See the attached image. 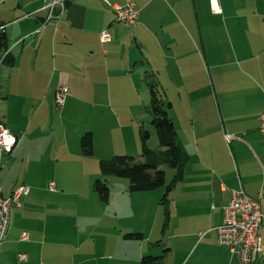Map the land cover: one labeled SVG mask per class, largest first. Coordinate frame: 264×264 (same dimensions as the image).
<instances>
[{
    "label": "crops",
    "instance_id": "obj_1",
    "mask_svg": "<svg viewBox=\"0 0 264 264\" xmlns=\"http://www.w3.org/2000/svg\"><path fill=\"white\" fill-rule=\"evenodd\" d=\"M50 1L0 0V31L7 38V50H0V71L2 78L7 76L9 90L12 87L21 95L20 86L26 83L28 93L35 96L37 92L35 97L43 103L47 97L54 100L56 89L65 85L68 98L84 96L93 107L100 104L114 110L112 104L120 103L122 90L143 84L148 89L146 74L151 73L162 92L165 89L163 100L170 103L168 113L174 109V119L170 115L173 125L178 119L188 132L190 145L184 146L174 125L176 142L186 159L181 178L168 197L172 194L173 211L178 212L174 218L198 228V235L191 234L190 240L182 233L172 236L174 247L186 248L189 243L191 255L178 261L169 236L154 243L149 239L150 246L148 240L142 242L130 255L132 260L142 264L145 256L161 257L157 264H163L168 255H173L172 264H188L199 251L205 256L200 264H243L218 244L214 228L221 224L223 208L232 200L233 192L242 190L249 197L260 196L264 208V136L259 131V117L264 111V16L249 12L245 19L252 21V30L241 33L229 31L227 22L241 19L239 13L249 3L245 0H66L64 10L60 12L56 6L49 18L46 2ZM127 1L137 12L135 25L130 27L120 23L111 8L124 6ZM219 11L225 30L212 33L211 22L203 20V25L199 24L198 16L212 20V12ZM102 32L109 34L108 41L100 40ZM7 58L12 59L11 65L6 63ZM134 127L137 125H131L133 131ZM85 131L92 135L93 155L83 156L81 146H77L74 158L84 165L94 159L88 170L91 176L103 180L99 162L115 155L131 153L135 155L128 156L142 161L139 139L133 138L129 146H97L98 131L92 127ZM229 135L233 138L227 141L225 136ZM125 181L120 182V186L124 183L121 190L132 196ZM53 186L49 191H56ZM10 231L9 225L0 257L9 248L16 249L18 243L32 242L28 234L27 240L21 239L24 232L18 240L8 241ZM126 234L123 238L127 240L143 239L141 233V239L125 238ZM125 245L129 248L131 244ZM164 246L159 252L157 247ZM19 255H25L26 260L19 262ZM13 262L36 264L22 252L16 253Z\"/></svg>",
    "mask_w": 264,
    "mask_h": 264
},
{
    "label": "rangeland",
    "instance_id": "obj_2",
    "mask_svg": "<svg viewBox=\"0 0 264 264\" xmlns=\"http://www.w3.org/2000/svg\"><path fill=\"white\" fill-rule=\"evenodd\" d=\"M245 2L249 3L243 5L239 13L241 19L227 22L229 31H251L252 21L245 19L249 12L264 16L262 0L255 1L254 10L252 0ZM211 15L212 20L208 16H198L199 24L202 26L203 20L211 22L209 30L212 33L225 30V26H221L224 21L221 12H212ZM193 18L196 22L194 15ZM2 75L0 71V121L16 136L17 142L12 152L2 158L0 188L5 197L10 196L12 188L21 185L29 188L20 206L12 209L8 241L18 240L20 233L24 232L32 237V242L18 243L13 250L9 248L5 256L0 257V264H11L18 252L26 253L36 264H135L130 255L146 240L150 246L149 239L154 243L161 237L166 239L170 236V246L174 247L173 235L182 233L187 240L193 233L198 235L194 224L183 220L178 222L174 218L178 212L173 211L172 194L167 197L169 214L166 220L164 208L160 205L163 188L131 196L127 190H121L124 183L120 186V182L127 179L108 176L103 180L107 179L110 202L99 200L93 191L97 177L88 172L94 159H88L90 163L84 165L74 158L77 154L75 148L80 146V138L87 127L98 131L97 146H129L133 138L139 139L138 131L142 130L148 133V148L158 150L149 113V91L145 84L122 90L120 103L112 104L114 110L102 108L100 104L93 107L84 96L68 98L69 93L64 105L57 107L49 97L41 103L40 98L35 97L37 92L35 96L28 93L30 87H26V83L20 86L21 95L13 92L12 87L9 90L8 82H5L7 76L4 79ZM158 88L161 95L166 93L165 89L162 92V87ZM7 90L12 91L11 94ZM162 97L166 99L164 95ZM175 106L178 107L177 102ZM174 114V109L168 113L170 118ZM174 121L178 140L189 146L187 130L180 126L178 119ZM124 122L125 126H121ZM131 125H137V128L134 127L133 131ZM172 177L173 170L166 168L167 184ZM50 182L55 184V192L49 191ZM158 192L157 198L155 194ZM25 198L27 202L23 203ZM125 233H141L143 239L141 242L127 240L123 238ZM129 243L128 248L125 244ZM186 245V248H173L177 250L178 261L191 255V252L188 254L189 243ZM165 247L157 249L162 252ZM203 253L196 251L188 264L205 261ZM172 257L168 255L163 264H172Z\"/></svg>",
    "mask_w": 264,
    "mask_h": 264
},
{
    "label": "trees",
    "instance_id": "obj_3",
    "mask_svg": "<svg viewBox=\"0 0 264 264\" xmlns=\"http://www.w3.org/2000/svg\"><path fill=\"white\" fill-rule=\"evenodd\" d=\"M0 50H7V38L4 32L0 31ZM6 63L12 64V59L7 58ZM147 87L149 91V113L151 115V125L153 126L159 150H152L147 147L148 133L139 131V141L141 146L140 157L142 161H137L133 156L115 155L107 160L99 162L101 175L115 176L127 179L129 191L131 193L154 191L159 188L164 189V194L160 199V205L164 208L166 220H168L167 197L174 184L180 180L182 167L185 163V153L176 142V131L172 119L168 115L170 103L163 100L158 83L152 80V74H146ZM81 153L85 157L93 155L92 135L85 133L80 138ZM160 149H164L161 151ZM163 168L173 170V177L170 183H166ZM93 191L99 200L107 202L109 198V188L106 180L96 179L93 184ZM125 238L141 239L139 233H129ZM161 257L145 256L141 259L142 264H157Z\"/></svg>",
    "mask_w": 264,
    "mask_h": 264
},
{
    "label": "built area",
    "instance_id": "obj_4",
    "mask_svg": "<svg viewBox=\"0 0 264 264\" xmlns=\"http://www.w3.org/2000/svg\"><path fill=\"white\" fill-rule=\"evenodd\" d=\"M65 1L51 0L46 2L49 18L56 6L60 8V12L64 10ZM111 8L117 20L124 26L135 25L137 12L132 2L127 1L124 6ZM100 40L102 42L108 41L109 34L102 32ZM68 93V88L63 85L56 89L54 103L57 107L64 105ZM259 121V131L264 135V111L260 115ZM225 139L230 141L231 137L225 136ZM16 142V137L0 122V169L2 158L12 152ZM49 189L54 190L52 183L49 184ZM28 191L27 186L21 185L15 188L9 197H3L0 189V246L7 235L13 207L20 206L22 198L27 196ZM214 230L218 244L228 248L243 264H253L256 261L264 262V208L260 196L252 198L242 190L233 192L232 200L223 208V220ZM21 239L27 240V235L22 234ZM25 260V255L18 256L19 262Z\"/></svg>",
    "mask_w": 264,
    "mask_h": 264
}]
</instances>
